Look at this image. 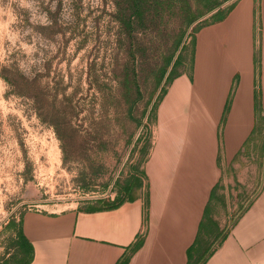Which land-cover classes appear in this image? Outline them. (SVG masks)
<instances>
[{
	"label": "rangeland",
	"instance_id": "1",
	"mask_svg": "<svg viewBox=\"0 0 264 264\" xmlns=\"http://www.w3.org/2000/svg\"><path fill=\"white\" fill-rule=\"evenodd\" d=\"M204 11L200 0H0L12 84L0 76V264H21L23 213L111 202L131 175L144 180L161 89L178 56L176 71H191L194 30L213 12L187 20Z\"/></svg>",
	"mask_w": 264,
	"mask_h": 264
},
{
	"label": "crops",
	"instance_id": "2",
	"mask_svg": "<svg viewBox=\"0 0 264 264\" xmlns=\"http://www.w3.org/2000/svg\"><path fill=\"white\" fill-rule=\"evenodd\" d=\"M165 90L136 199L23 213L28 264H264V0L201 26Z\"/></svg>",
	"mask_w": 264,
	"mask_h": 264
},
{
	"label": "trees",
	"instance_id": "3",
	"mask_svg": "<svg viewBox=\"0 0 264 264\" xmlns=\"http://www.w3.org/2000/svg\"><path fill=\"white\" fill-rule=\"evenodd\" d=\"M201 2H203L204 7H205V11L203 13H201L200 15H198V17L196 16H192L189 15L188 16V23L189 24H193L195 23L199 18L212 13L211 16V22H206L204 23L202 26L204 25H210V24H216L219 22H222L223 20L226 19V17L229 15V13L233 10V8L235 7L237 0L231 2L232 0H221V1H215L213 3H211V0H200ZM231 2L229 5L225 6V4ZM133 9H134V13L136 14L137 19H140V21H142L143 19V13H142V9H141V4L139 3V1H134L133 2ZM127 26L129 27V24H127ZM201 28V25H198L194 32H198L199 29ZM171 64V61H169V63L167 64V66L165 67V70L163 71L162 75H161V79L163 80L167 70L169 68ZM181 65V63L179 62V56L177 57V59L173 62L172 67L168 73V75L165 78V84L169 85L172 83V81L178 77L180 75V73H178L176 71V69ZM15 73L13 74H17L16 71H13ZM9 85L11 84V80L9 79V76H5V75H0ZM166 90L164 88L161 89V93H162V97L159 98V101H161V99L163 98V96L165 95ZM264 131V116H259L258 118H256V125L255 128L252 132V136L250 137V139L248 140V142H250L253 138L259 136V134H261ZM143 175V173H142ZM143 184V180L141 178V176H139L138 174H133L129 177L128 180L125 181V183L123 184V186H121L118 190V196L111 202H98L97 204L99 205L98 207H93L91 208V210H106V209H114L119 207L122 203L126 202V201H134L136 199V191L138 189H140L142 187ZM16 247L18 249V253H20L25 259L24 261L21 262V264H28L31 259H32V248H30L29 244L27 242L24 241V237L22 236V234L18 231L17 233V241H16Z\"/></svg>",
	"mask_w": 264,
	"mask_h": 264
},
{
	"label": "built area",
	"instance_id": "4",
	"mask_svg": "<svg viewBox=\"0 0 264 264\" xmlns=\"http://www.w3.org/2000/svg\"><path fill=\"white\" fill-rule=\"evenodd\" d=\"M35 208L37 209V207L35 206Z\"/></svg>",
	"mask_w": 264,
	"mask_h": 264
}]
</instances>
